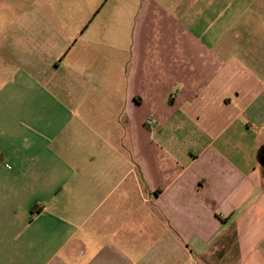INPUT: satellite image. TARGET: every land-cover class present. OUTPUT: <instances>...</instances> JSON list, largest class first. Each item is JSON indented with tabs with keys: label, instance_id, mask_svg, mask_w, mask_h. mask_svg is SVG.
Here are the masks:
<instances>
[{
	"label": "crops",
	"instance_id": "crops-1",
	"mask_svg": "<svg viewBox=\"0 0 264 264\" xmlns=\"http://www.w3.org/2000/svg\"><path fill=\"white\" fill-rule=\"evenodd\" d=\"M140 13L122 90H56L0 36V264H264V0Z\"/></svg>",
	"mask_w": 264,
	"mask_h": 264
},
{
	"label": "rangeland",
	"instance_id": "rangeland-1",
	"mask_svg": "<svg viewBox=\"0 0 264 264\" xmlns=\"http://www.w3.org/2000/svg\"><path fill=\"white\" fill-rule=\"evenodd\" d=\"M153 1L156 6L171 12V8L175 10L186 0ZM29 3L32 2L0 0L3 10L12 5L18 10L23 8L22 11L28 8L42 10L38 12V17H32L30 25H54L60 29L58 34H50L53 48L42 47V43L35 47L33 41L38 42L45 34L25 29L9 32L7 28L13 24L14 18L5 14L6 11H0V29L3 32L0 36L5 43L10 41L14 44L20 66L30 59L36 64L24 65L27 69L33 72L49 70L46 81L52 76L51 87L56 90L123 89V60L128 57L134 28L143 21L140 11L144 0H35V7H30ZM198 7L202 8V5ZM198 7L197 13L202 10ZM19 23L27 25V18L21 17ZM154 129L151 127L152 131Z\"/></svg>",
	"mask_w": 264,
	"mask_h": 264
},
{
	"label": "built area",
	"instance_id": "built-area-1",
	"mask_svg": "<svg viewBox=\"0 0 264 264\" xmlns=\"http://www.w3.org/2000/svg\"><path fill=\"white\" fill-rule=\"evenodd\" d=\"M149 123H150V124H153V123H155V121H154V120H153V121H149Z\"/></svg>",
	"mask_w": 264,
	"mask_h": 264
}]
</instances>
